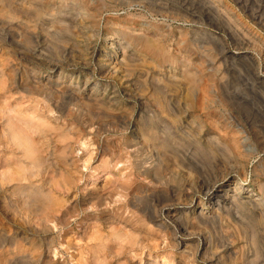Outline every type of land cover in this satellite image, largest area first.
I'll return each mask as SVG.
<instances>
[{
  "label": "rangeland",
  "instance_id": "obj_1",
  "mask_svg": "<svg viewBox=\"0 0 264 264\" xmlns=\"http://www.w3.org/2000/svg\"><path fill=\"white\" fill-rule=\"evenodd\" d=\"M3 172L0 264H264V219L195 218L227 172L264 184V0H0Z\"/></svg>",
  "mask_w": 264,
  "mask_h": 264
},
{
  "label": "bare ground",
  "instance_id": "obj_2",
  "mask_svg": "<svg viewBox=\"0 0 264 264\" xmlns=\"http://www.w3.org/2000/svg\"><path fill=\"white\" fill-rule=\"evenodd\" d=\"M181 2V1H180ZM207 3V2H206ZM213 3V2H212ZM15 2H8L7 7H13ZM149 4V3H148ZM213 7V6H212ZM211 7V9H212ZM173 9V8H172ZM215 7L212 9V11H216ZM250 9V8H249ZM163 10V9H162ZM185 13V12H184ZM52 15V14H51ZM194 15V14H193ZM68 16V15H67ZM190 16V15H189ZM51 17V16H50ZM214 17V16H213ZM260 17V16H259ZM67 18V17H66ZM74 18V16H73ZM198 18V17H197ZM255 18V16H254ZM253 18V19H254ZM216 19V18H215ZM198 20V19H197ZM200 21V20H199ZM250 27V26H249ZM252 28V27H251ZM79 30V29H78ZM92 38V37H91ZM121 38V37H120ZM9 39V38H8ZM47 40V39H46ZM132 43V42H131ZM130 42H127V44L122 43V40H115V39H109L108 42V51L107 54L109 55V59L107 62L112 66V70H115L116 67L119 65H123L124 62L130 58L131 54L128 53V49L132 46ZM151 48H158L159 50H162V45L158 43H149ZM59 50V49H58ZM106 50V49H105ZM60 51V50H59ZM61 52V51H60ZM63 52V51H62ZM93 52V51H92ZM132 52V51H131ZM37 53V51H36ZM244 55V54H243ZM103 56V55H102ZM101 56V57H102ZM221 57V56H220ZM149 59V58H148ZM92 60V59H91ZM28 62V61H27ZM70 62V61H69ZM174 69V68H173ZM49 70V69H48ZM111 70V71H112ZM117 71V69L115 70ZM55 72V71H54ZM82 72V71H81ZM172 72V71H171ZM174 72V71H173ZM172 72V73H173ZM44 74V73H43ZM97 74V73H95ZM178 77V76H177ZM64 79V78H63ZM261 79V78H260ZM60 83V82H59ZM59 83H56L57 85ZM91 83V82H90ZM91 85V84H90ZM25 87V86H24ZM56 88V87H55ZM43 89V88H42ZM45 89V88H44ZM46 90V89H45ZM58 90V89H57ZM102 91V90H101ZM63 92V91H62ZM70 92V91H69ZM68 92V93H69ZM139 93V92H138ZM100 95V94H99ZM109 95V94H108ZM167 96V95H166ZM88 98V97H87ZM113 99V98H112ZM137 99V98H136ZM82 99L80 97L77 101L78 104L83 106L85 104H90L91 99L86 100ZM141 100V99H140ZM139 100V101H140ZM183 103V102H182ZM123 105V104H122ZM145 106V105H144ZM102 110V109H101ZM103 111V110H102ZM54 112V110L51 107H47L43 109L42 114L39 116L40 124L43 126H49L51 123L54 122V118L51 117V114ZM177 113V112H176ZM68 114V113H67ZM65 116V115H64ZM96 117V116H95ZM120 117V116H119ZM130 118V117H129ZM128 122V121H127ZM191 122V120H190ZM122 123V122H121ZM193 123H195L193 121ZM49 124V125H47ZM57 124V123H56ZM70 124V123H69ZM68 124V126H69ZM98 124V123H97ZM116 124V123H115ZM125 125V124H124ZM92 126V125H91ZM191 126V125H190ZM66 127V126H65ZM122 127V126H121ZM133 127V126H132ZM97 128V127H96ZM95 128V129H96ZM139 130V129H138ZM136 132V131H135ZM35 134L44 136L43 138L50 140L47 135V130L39 128L38 130L35 129ZM70 133V132H69ZM32 135V133H31ZM52 136V135H51ZM138 136V135H137ZM141 136V135H139ZM24 145H25V152L29 153L30 155H34V153L37 152L38 148L36 146V143L34 142L32 136L31 137H25L24 138ZM137 145V144H136ZM239 145V144H238ZM140 146V145H139ZM145 145H143L144 147ZM134 147V146H133ZM228 151L232 153L234 156V150L231 147H227ZM148 150V149H147ZM222 150V149H221ZM239 150V147H238ZM136 153V152H135ZM149 153V152H148ZM151 156V155H150ZM156 163V164H155ZM158 163V164H157ZM167 163L166 159L164 157L157 158L153 165H151L150 168L146 169V172L148 174L154 173V172H160L161 166H164V164ZM118 164V163H117ZM116 164V165H117ZM114 165V167H116ZM225 166V165H224ZM227 170V169H225ZM258 168L255 169V172L257 173ZM111 170L107 169V172L105 173V180H109L111 177ZM5 172L0 174V182L2 179L5 178ZM69 174V173H68ZM191 175V174H190ZM224 183L222 185H218L217 183L206 185L203 188V198L199 201V207L201 208V211L195 216L197 221H199L200 224H209L213 223L216 220L221 219L223 216L227 215L232 220V230L236 232L238 229H243L244 227V220H247L248 217H253L254 219H264V184H260L259 189H246L245 186L241 185L240 179L235 180L232 186V183L230 185V179H229V173L227 172L224 174ZM219 178V177H218ZM220 179V178H219ZM236 179V178H235ZM248 179V178H247ZM89 181V180H88ZM229 182V185L226 186V183ZM98 185V184H97ZM189 186V185H188ZM172 187V186H171ZM175 187V186H174ZM200 187V186H199ZM248 188V187H247ZM171 189V188H170ZM245 190V191H244ZM57 191V190H56ZM244 191V192H243ZM74 193V192H73ZM242 193H245L246 195L242 197ZM198 194V193H197ZM173 194L172 196H174ZM17 196V195H16ZM195 196V195H194ZM9 197V196H8ZM65 197V196H64ZM153 197V196H152ZM161 197V196H160ZM197 198V197H196ZM160 200V199H159ZM166 200V198H165ZM173 199H171L172 201ZM195 200V199H194ZM197 200V199H196ZM163 201V200H162ZM170 201V202H171ZM185 201V200H184ZM31 202V201H30ZM173 203V202H172ZM32 204V203H31ZM186 204V203H185ZM184 204V205H185ZM199 208V209H200ZM154 209V208H153ZM168 210V209H167ZM146 211V210H144ZM149 211V210H148ZM186 212V217L189 218L191 214V210H184ZM148 213V212H147ZM151 213V212H150ZM149 213V214H150ZM153 214V213H151ZM106 216V215H105ZM151 216V215H150ZM161 216V215H160ZM154 217V216H153ZM171 217V216H170ZM173 218V217H172ZM151 220V219H150ZM154 221V220H153ZM171 223V222H170ZM157 226L160 228L165 229L168 231V226L166 225L165 221H158ZM178 226V225H177ZM180 227V226H179ZM171 229V228H170ZM177 229V228H176ZM250 231V230H249ZM184 232V231H183ZM188 235V234H187ZM255 237V236H254ZM201 239V238H200ZM188 240V239H187ZM193 241V240H192ZM200 241V240H199ZM188 242V241H187ZM191 242V241H190ZM194 242V241H193ZM201 243V242H200ZM184 245V244H183ZM195 245V243H194ZM198 245V244H197ZM229 245V244H228ZM195 247V246H194ZM188 249V248H187ZM6 253V252H5ZM237 254V253H236ZM9 255V254H8ZM180 261V260H179ZM211 262V261H210ZM19 263V262H18ZM144 263V262H143ZM151 264V263H150ZM211 264V263H210ZM249 264V263H248Z\"/></svg>",
  "mask_w": 264,
  "mask_h": 264
}]
</instances>
